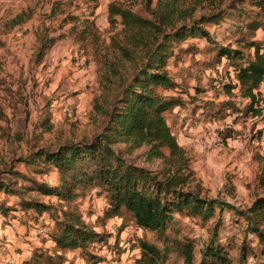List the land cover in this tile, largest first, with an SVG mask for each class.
<instances>
[{
    "label": "rangeland",
    "instance_id": "obj_1",
    "mask_svg": "<svg viewBox=\"0 0 264 264\" xmlns=\"http://www.w3.org/2000/svg\"><path fill=\"white\" fill-rule=\"evenodd\" d=\"M256 1L261 6L246 0L237 13L230 11L218 24L207 25L212 40L244 55L253 54L244 48L249 42L264 47V0ZM111 3L142 12L144 0H0V185L9 191L0 187V204L6 209L0 212V264H22L35 250L53 248L55 228L49 214L39 216L20 202L56 206L54 197L41 195L35 186H59L58 173L50 168L37 174L25 159L42 148L90 140L102 131L108 62L113 43L121 38L118 21L111 24L108 18ZM156 3L152 0V7ZM125 66L129 75L131 65ZM166 69L174 88L160 92L180 101L165 120L188 158L186 188L214 201L212 215L203 219L173 213L162 236L139 231L126 214L122 220H103L107 202L91 190L74 205L106 242L89 252L96 264H137L143 240L160 249L169 246L166 264H183L177 246L190 240L193 264H199L200 251L212 238L231 264H264V242L228 207L245 210L264 194V82L254 92V115L249 101L235 90L231 96L225 93L222 85L232 81V67L225 58H216L212 43L200 38L177 44ZM114 149L124 160L165 176L163 160H146L147 147L128 152L118 144ZM62 255L61 264H93L80 250Z\"/></svg>",
    "mask_w": 264,
    "mask_h": 264
},
{
    "label": "trees",
    "instance_id": "obj_2",
    "mask_svg": "<svg viewBox=\"0 0 264 264\" xmlns=\"http://www.w3.org/2000/svg\"><path fill=\"white\" fill-rule=\"evenodd\" d=\"M245 1L157 0L152 7V0H144L145 15L120 4H109L108 18L111 24L118 21L121 38L113 43L115 52L108 62L107 92L103 96L107 107L103 110L105 125L90 140L62 144L53 150L42 148L25 159V164L34 167L37 174H46L54 168L59 186L41 183L35 186L41 195L54 197L56 206L21 198L23 209L34 210L39 216L48 213L55 228L50 235L51 252L37 249L22 264H61L62 253L69 250H80L88 261L97 263L89 248L104 244L106 238L94 230L93 224L84 221L74 205L91 190H97L107 202L103 220L113 217L122 220L126 214L136 229L162 236L173 213L185 212L203 219L212 215L214 201L200 198L198 193L186 188L191 175L184 174L188 158L165 120V114L179 106L180 101L160 91L174 88L166 69L174 47L188 38L205 39L216 49V58H225L232 67V81L222 85L225 93L231 96L235 90L249 101L254 115L258 114L253 110L254 92L264 82V47L249 42L244 48L253 54L244 55L239 48L215 43L206 28L224 20L230 11L237 13V7ZM253 2L261 6L256 0ZM125 63L131 65L129 75ZM118 144H124L128 152L147 147L146 160H163L167 166L165 176L159 178L124 160L120 151L114 149ZM0 187L9 192L4 185ZM10 193L17 195L16 191ZM228 207L244 219L248 231L264 242V194L256 197L245 210ZM0 212L6 213L2 204ZM214 243L210 238L200 251L199 264H231L222 248ZM139 249L137 264H166L171 252L169 246L160 249L143 240L139 241ZM193 250L190 240L177 246L183 264L194 263Z\"/></svg>",
    "mask_w": 264,
    "mask_h": 264
},
{
    "label": "built area",
    "instance_id": "obj_3",
    "mask_svg": "<svg viewBox=\"0 0 264 264\" xmlns=\"http://www.w3.org/2000/svg\"><path fill=\"white\" fill-rule=\"evenodd\" d=\"M65 112H67L68 110H64ZM131 228H126V230L130 231ZM140 231V229H138Z\"/></svg>",
    "mask_w": 264,
    "mask_h": 264
}]
</instances>
